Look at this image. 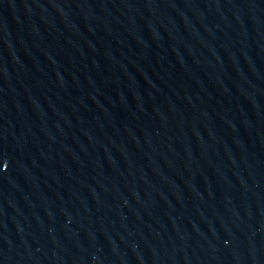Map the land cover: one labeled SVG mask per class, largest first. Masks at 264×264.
<instances>
[{
    "label": "water",
    "instance_id": "obj_1",
    "mask_svg": "<svg viewBox=\"0 0 264 264\" xmlns=\"http://www.w3.org/2000/svg\"><path fill=\"white\" fill-rule=\"evenodd\" d=\"M115 264H264V0H154Z\"/></svg>",
    "mask_w": 264,
    "mask_h": 264
}]
</instances>
